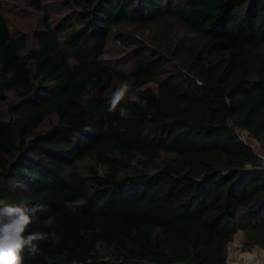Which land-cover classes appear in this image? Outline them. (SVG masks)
Masks as SVG:
<instances>
[{
    "label": "trees",
    "instance_id": "16d2710c",
    "mask_svg": "<svg viewBox=\"0 0 264 264\" xmlns=\"http://www.w3.org/2000/svg\"><path fill=\"white\" fill-rule=\"evenodd\" d=\"M32 2L29 47L0 0V205H45L48 235L24 264H227L238 231L264 249V0H67L62 34Z\"/></svg>",
    "mask_w": 264,
    "mask_h": 264
},
{
    "label": "clouds",
    "instance_id": "9594fccd",
    "mask_svg": "<svg viewBox=\"0 0 264 264\" xmlns=\"http://www.w3.org/2000/svg\"><path fill=\"white\" fill-rule=\"evenodd\" d=\"M131 91V85L127 81L119 83L107 100V111H118L120 117L127 119L130 116L129 110L121 105L129 99H138L129 96ZM139 103L144 106L147 101L142 100ZM44 210L45 205L40 203L31 207L25 202L0 205V264H24L25 251L32 257L39 253L38 244L47 241L48 235L28 229L36 214Z\"/></svg>",
    "mask_w": 264,
    "mask_h": 264
},
{
    "label": "rangeland",
    "instance_id": "374dc122",
    "mask_svg": "<svg viewBox=\"0 0 264 264\" xmlns=\"http://www.w3.org/2000/svg\"><path fill=\"white\" fill-rule=\"evenodd\" d=\"M47 7L49 5V15L51 18L52 26L56 28L59 34L63 33L65 28L66 19L68 18L69 8L66 6L67 0H37ZM6 4V15L12 20L13 26L16 32L26 34L28 36L29 47L33 46L35 40L32 38L33 29H37L43 26L44 13L38 8L33 6L32 0H4ZM121 44L116 40L110 44V48L115 47L119 54H121ZM125 50V47H123ZM108 59H113L110 56H106ZM233 243V250L228 245L227 250V264H243L245 254L247 257L264 256V249L255 247L251 251H243V233L238 231L235 233L231 244ZM233 252V254H232ZM239 253V256H235ZM243 253V254H242ZM241 256V258H240ZM247 257H245L247 259ZM240 259L237 261V259Z\"/></svg>",
    "mask_w": 264,
    "mask_h": 264
},
{
    "label": "built area",
    "instance_id": "2783aa9c",
    "mask_svg": "<svg viewBox=\"0 0 264 264\" xmlns=\"http://www.w3.org/2000/svg\"><path fill=\"white\" fill-rule=\"evenodd\" d=\"M245 257H247L246 254L243 258V260L245 261V262H243V264H264V256H260V257L256 256V258H253L254 259L253 262H250ZM240 258H241V256H240Z\"/></svg>",
    "mask_w": 264,
    "mask_h": 264
},
{
    "label": "bare ground",
    "instance_id": "6f19581e",
    "mask_svg": "<svg viewBox=\"0 0 264 264\" xmlns=\"http://www.w3.org/2000/svg\"><path fill=\"white\" fill-rule=\"evenodd\" d=\"M229 245H231V243L229 244ZM239 253L240 252H238V254L237 255H235V256H239ZM253 256L251 255L250 257H247V260H249L250 262H253V258H252ZM256 258V257H255ZM237 259V258H236ZM239 259H237V261H238Z\"/></svg>",
    "mask_w": 264,
    "mask_h": 264
},
{
    "label": "water",
    "instance_id": "95a60500",
    "mask_svg": "<svg viewBox=\"0 0 264 264\" xmlns=\"http://www.w3.org/2000/svg\"><path fill=\"white\" fill-rule=\"evenodd\" d=\"M230 243H231V242H230ZM230 243H229V244H230ZM229 244H228V245H229Z\"/></svg>",
    "mask_w": 264,
    "mask_h": 264
}]
</instances>
